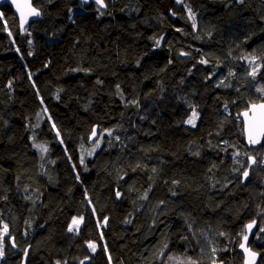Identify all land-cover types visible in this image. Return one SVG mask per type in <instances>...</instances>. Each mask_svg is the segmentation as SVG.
Segmentation results:
<instances>
[{"label":"trees","instance_id":"obj_1","mask_svg":"<svg viewBox=\"0 0 264 264\" xmlns=\"http://www.w3.org/2000/svg\"><path fill=\"white\" fill-rule=\"evenodd\" d=\"M33 1L23 34L0 7V264H243L252 220L264 264V143L238 118L264 96V0Z\"/></svg>","mask_w":264,"mask_h":264},{"label":"water","instance_id":"obj_2","mask_svg":"<svg viewBox=\"0 0 264 264\" xmlns=\"http://www.w3.org/2000/svg\"><path fill=\"white\" fill-rule=\"evenodd\" d=\"M79 2L84 7H87L91 4H94L95 6H97L102 11L108 10L107 0H103V6L100 4H97L96 0H79ZM4 5H10L12 7V9L14 10L15 15L17 16L19 30L22 34L25 33L30 28V25L32 22L37 21V20H42L44 18L42 15L41 9L34 4L33 0H0V7H2ZM33 10L38 11L40 13V15L36 16V15L30 14V13H32ZM262 102H264V100L253 101L249 104L248 107H250V105L253 103L259 104ZM248 107L244 108L240 113H243L244 111H246L248 109ZM240 117L243 121V132H244V139H245L246 146L249 148H253V147H256V146L263 144L264 143V137H261V143H259V144H256V145L249 144L248 133H247L246 126H245L244 117L242 115ZM98 129H99V126L96 124L93 128V130H95L96 135L95 136L92 135L93 131L89 135V143L90 144L94 143L95 140L98 138V136H99ZM251 158H255V156L251 155L249 157L250 166H253L255 163L252 162ZM255 162H256V160H255ZM247 172H248V176H249L250 170L248 169ZM248 176L247 177L244 176V179L246 180L248 178ZM249 224H252L251 229H249L247 227V225H249ZM257 228H258L257 220H252L246 224V233L242 237L241 242H240L239 247H238L239 250L243 254V264H258L260 261L261 251L253 248L250 244L253 236L257 232ZM245 237H247L246 240H245ZM242 244L244 245L243 248L241 247ZM28 253H29V247H27L26 251L23 254L21 264H27Z\"/></svg>","mask_w":264,"mask_h":264},{"label":"snow or ice","instance_id":"obj_3","mask_svg":"<svg viewBox=\"0 0 264 264\" xmlns=\"http://www.w3.org/2000/svg\"><path fill=\"white\" fill-rule=\"evenodd\" d=\"M97 4H100L103 6V0H96ZM189 13H190V19L193 20V27H195V15L191 13V9H189ZM33 15L39 16L40 13L36 10H33L32 13ZM160 41L157 40L156 44L157 46H159ZM203 63H207L208 61H202ZM253 76L255 75V73H252ZM227 86V85H225ZM119 87V86H117ZM257 91H260L262 93H264V88L262 89H257ZM262 100H264V96L261 97ZM196 113L195 111H193V115L186 121V123L191 124L193 126H195V118H196ZM243 116L244 117V121H245V126H246V130L248 133V142L249 144L252 145H256L261 143V137H264V102L259 103V104H251L250 107H248V109L246 111H244L243 113L238 114V118L239 116ZM93 136L96 135L95 130H93L92 133ZM98 146V145H97ZM46 151V149H43ZM92 153L89 152V155H91ZM252 162L255 163V158H251ZM81 163H83V159H81ZM153 171H155V169H153ZM243 176L247 177L248 176V172L245 171L243 173ZM117 197L120 196V193L117 192L116 193ZM163 203V202H161ZM80 223V221H78L75 217L73 218V225H77ZM247 227L249 229H251L252 224L247 225ZM69 230L72 231L73 227L70 225ZM4 231H7V225L4 226ZM262 231H264V229H262ZM221 235H223V233H221ZM247 239V237H245V240ZM241 247L243 248L244 245L242 244ZM93 251H95V247L93 246ZM0 255H2V253H0Z\"/></svg>","mask_w":264,"mask_h":264},{"label":"rangeland","instance_id":"obj_4","mask_svg":"<svg viewBox=\"0 0 264 264\" xmlns=\"http://www.w3.org/2000/svg\"><path fill=\"white\" fill-rule=\"evenodd\" d=\"M110 1H112V0H110ZM193 111H195V113L197 114L196 115V118H195V124H196V122H197V120H198V118H199V114H198V112L195 110V109H193L192 110V112H191V115L187 118V120L193 115ZM186 120V121H187ZM191 125V124H190ZM35 147H36V149L39 151V153L44 157L45 155H46V153L48 152V148L46 147V146H44V145H38V144H35ZM43 149H46V151L45 150H43ZM249 155L251 156V155H254L255 156V153L251 150L250 152H249ZM76 218L78 221H80V223L78 224V226L77 225H73V218ZM82 223H83V216H78V215H74L73 217H72V219H71V222H70V224H69V227H70V225L73 227V230L72 231H78L79 230V228H80V226L82 225ZM69 227H68V230H69ZM70 231V230H69ZM6 234V232L4 231V229H3V231H2V234H1V236H0V253H2V255H0V259H2V258H4V251H3V244H4V235ZM89 245H90V247L92 248V250H93V246L95 247V249H96V245L93 243V242H91V243H89ZM167 264H196L195 262H193L192 260H190V259H188V258H186V257H181V256H179V255H171L170 254V256H169V258H168V260H167ZM207 264H224L223 262H214V263H207Z\"/></svg>","mask_w":264,"mask_h":264}]
</instances>
